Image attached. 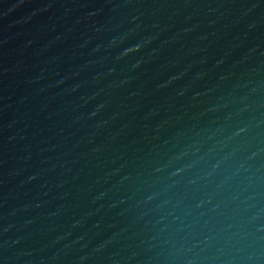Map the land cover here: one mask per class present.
Masks as SVG:
<instances>
[{
	"label": "water",
	"instance_id": "water-1",
	"mask_svg": "<svg viewBox=\"0 0 264 264\" xmlns=\"http://www.w3.org/2000/svg\"><path fill=\"white\" fill-rule=\"evenodd\" d=\"M0 264H264V0H0Z\"/></svg>",
	"mask_w": 264,
	"mask_h": 264
}]
</instances>
